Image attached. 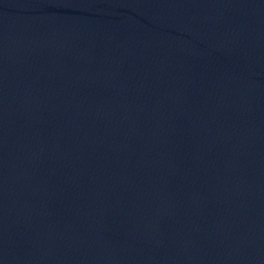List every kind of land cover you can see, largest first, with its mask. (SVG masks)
<instances>
[{"label": "water", "instance_id": "obj_1", "mask_svg": "<svg viewBox=\"0 0 264 264\" xmlns=\"http://www.w3.org/2000/svg\"><path fill=\"white\" fill-rule=\"evenodd\" d=\"M0 264H264V0H0Z\"/></svg>", "mask_w": 264, "mask_h": 264}]
</instances>
